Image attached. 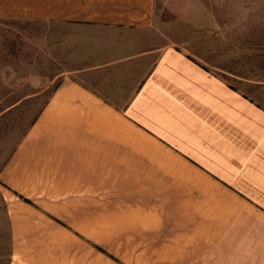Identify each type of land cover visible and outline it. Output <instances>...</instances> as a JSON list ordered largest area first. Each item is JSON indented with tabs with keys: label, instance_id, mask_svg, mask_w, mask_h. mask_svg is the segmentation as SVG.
Returning <instances> with one entry per match:
<instances>
[{
	"label": "crops",
	"instance_id": "crops-1",
	"mask_svg": "<svg viewBox=\"0 0 264 264\" xmlns=\"http://www.w3.org/2000/svg\"><path fill=\"white\" fill-rule=\"evenodd\" d=\"M155 5L0 0V264H264V106ZM64 49L99 60L63 77Z\"/></svg>",
	"mask_w": 264,
	"mask_h": 264
},
{
	"label": "rangeland",
	"instance_id": "rangeland-1",
	"mask_svg": "<svg viewBox=\"0 0 264 264\" xmlns=\"http://www.w3.org/2000/svg\"><path fill=\"white\" fill-rule=\"evenodd\" d=\"M155 6L154 38L160 46L182 50L264 106V0H156ZM85 33L86 28H79L80 35ZM68 51L64 49L63 77H76L81 72L71 69L81 71L99 60L83 53L72 57ZM16 123L0 119V167L21 138L22 128Z\"/></svg>",
	"mask_w": 264,
	"mask_h": 264
}]
</instances>
